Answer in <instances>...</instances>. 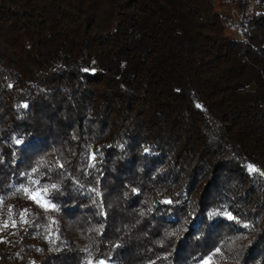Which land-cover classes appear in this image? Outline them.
<instances>
[{
  "label": "trees",
  "instance_id": "1",
  "mask_svg": "<svg viewBox=\"0 0 264 264\" xmlns=\"http://www.w3.org/2000/svg\"><path fill=\"white\" fill-rule=\"evenodd\" d=\"M257 1L0 0V264H264Z\"/></svg>",
  "mask_w": 264,
  "mask_h": 264
},
{
  "label": "rangeland",
  "instance_id": "2",
  "mask_svg": "<svg viewBox=\"0 0 264 264\" xmlns=\"http://www.w3.org/2000/svg\"><path fill=\"white\" fill-rule=\"evenodd\" d=\"M256 3V10L259 9L258 1L254 0ZM215 7L217 10L224 11L230 17V23L227 24V33L229 35H233L236 37L241 36V28H239L236 24L232 21V11L233 9H237L239 6L242 5L241 0H213ZM35 184V183H33ZM33 190L31 191V198L34 202L39 200V203H43L44 201V192L42 188L37 185H32ZM38 203V202H37ZM46 206H49L48 202L43 203ZM85 256V264H117L116 262H109L105 260H94L91 256L90 251L86 250Z\"/></svg>",
  "mask_w": 264,
  "mask_h": 264
},
{
  "label": "built area",
  "instance_id": "3",
  "mask_svg": "<svg viewBox=\"0 0 264 264\" xmlns=\"http://www.w3.org/2000/svg\"><path fill=\"white\" fill-rule=\"evenodd\" d=\"M244 3L239 6L237 9L232 11V21L242 30H247V27L244 26V21L248 18H251L256 10V3L254 0H241ZM241 39L244 40V35H241Z\"/></svg>",
  "mask_w": 264,
  "mask_h": 264
},
{
  "label": "snow or ice",
  "instance_id": "4",
  "mask_svg": "<svg viewBox=\"0 0 264 264\" xmlns=\"http://www.w3.org/2000/svg\"><path fill=\"white\" fill-rule=\"evenodd\" d=\"M37 202L39 203V200H37Z\"/></svg>",
  "mask_w": 264,
  "mask_h": 264
}]
</instances>
